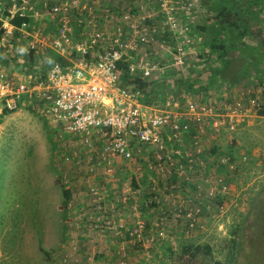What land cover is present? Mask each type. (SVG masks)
Segmentation results:
<instances>
[{
	"label": "rangeland",
	"instance_id": "obj_1",
	"mask_svg": "<svg viewBox=\"0 0 264 264\" xmlns=\"http://www.w3.org/2000/svg\"><path fill=\"white\" fill-rule=\"evenodd\" d=\"M53 1L0 0L2 22L9 18L6 13L13 3L24 7L31 17V35L19 30L4 39L0 35V47L5 49L0 60L11 74L26 71L38 77L50 66V49L40 45L32 48L30 42L36 33L38 38L56 35L58 19L50 9ZM80 1L93 5L103 31L116 30L124 12H133L138 20L142 15L155 17V40L143 45L138 54L140 58L146 53L155 66L153 78L167 70L185 76L203 66L201 54L208 52V33L194 30L200 24L212 26L216 0H207V4L204 0V6L203 0H168L166 11L160 9L158 0ZM85 17L78 9L71 12L74 39L81 38L83 30H94L85 23L83 28L79 25ZM256 17L264 24V3ZM163 38L167 46L162 47ZM225 83L197 95L222 102L239 98L237 92L244 90L240 96L256 97L259 105L238 118L233 133L217 137L209 145L218 147L210 157L215 173L220 167L216 161L222 156L235 160L236 167L223 171L229 189L222 198L216 200L202 191V203L196 196L201 191L191 187L195 189L204 179L212 183L215 176L211 173L194 176L189 186L177 174L158 171L151 147L138 145L132 159L107 162L90 158V150L77 137L87 154L85 160L77 150L80 146L70 145L71 134H60L38 101L0 113V264H56L63 256L67 264H264V127L256 125L257 116L264 112V86ZM171 98L175 97L170 95L166 100ZM251 119L255 122L250 123ZM74 165L87 168L92 177L104 176L106 181L118 168L138 169L144 174L121 177L115 173L123 184L112 204L105 181L67 174V168ZM151 170L156 174L150 177ZM135 181L145 186L137 189V194L130 190ZM65 189L70 190L68 198ZM189 211L194 213V226L188 220ZM140 224L142 235L136 240L129 235V228ZM196 245H210V254L201 251L193 255ZM186 247H191L189 252L184 251Z\"/></svg>",
	"mask_w": 264,
	"mask_h": 264
},
{
	"label": "built area",
	"instance_id": "obj_2",
	"mask_svg": "<svg viewBox=\"0 0 264 264\" xmlns=\"http://www.w3.org/2000/svg\"><path fill=\"white\" fill-rule=\"evenodd\" d=\"M158 1L160 9L166 11L168 0ZM50 9L58 19L56 35L38 38L36 33L30 46L50 49L68 63L56 60L44 74L33 77L26 71L11 74L0 60V113L14 112L26 102L38 101L51 122L57 124V131L70 133L72 139L80 138L90 150V158L107 162L132 159L136 146H148L156 154L158 171L177 174L189 186L188 181L194 176L207 177L210 173L215 176L210 184L204 179L195 189L191 187L196 192L201 191L196 195L200 203L204 202L202 191H207L213 198L227 192L229 183L223 171H233L236 162L229 156H222L216 161L220 167L215 173V163L206 150L215 138L233 133L238 118L256 110L258 99L251 97L245 101L239 97L223 100L222 104L211 96L187 93L183 99L143 103L139 91L119 86L118 62L128 61L132 72L139 70L146 77L153 76L155 66L150 64L148 55L138 56L143 45H150L155 40L153 32L156 28L145 23L147 15L138 20L133 18V12H124L120 15L123 23L117 25L116 30L103 31L91 4L61 0ZM74 9L86 13L79 22L82 28L83 23L94 28L91 32L83 30V36L77 39L73 38L70 25ZM25 10L13 3L9 13L29 15ZM28 26L29 22H23L17 27L8 18L0 25L2 39L10 37L16 30L29 36L32 33ZM166 43L163 38L160 45L167 46ZM198 213L199 209L195 214ZM187 217L194 226V213L189 211ZM142 230V224L136 225L129 228V235L137 240ZM56 264H67V257L63 256Z\"/></svg>",
	"mask_w": 264,
	"mask_h": 264
},
{
	"label": "trees",
	"instance_id": "obj_3",
	"mask_svg": "<svg viewBox=\"0 0 264 264\" xmlns=\"http://www.w3.org/2000/svg\"><path fill=\"white\" fill-rule=\"evenodd\" d=\"M61 0H54L53 5H58ZM214 5L217 11L213 16L211 27L196 25V31H203L206 34V45L208 52L201 54L203 58L202 67L196 68L193 72L183 76L176 71H164L159 77H146L142 71L132 72L128 61L118 62L121 76L118 81L119 86L129 91H139L142 95V102L146 104H156V101L165 103L168 96L181 98L191 93L208 94L209 91L218 88L222 82L226 85L235 86L244 79L253 82H264V24L257 20L256 15L264 0H216ZM207 4V0H205ZM204 6V0H203ZM9 16L12 24L20 27L23 22H29V15L15 14ZM155 17H147L145 23L154 26ZM2 20H0V25ZM18 33V31H16ZM174 35V31L170 30ZM3 30L0 29V35ZM154 37L156 31L153 32ZM175 36V35H174ZM165 39V38H164ZM5 49L0 47V55ZM50 51V61H60L67 64L68 61L61 57H56ZM33 51L30 61H33ZM215 62V63H214ZM253 71V72H252ZM252 73V74H251ZM224 85V83H223ZM222 85V86H223ZM247 101L248 97H243ZM4 113H9L5 111ZM233 160V159H232ZM235 161V160H234ZM236 162V161H235ZM158 163V160H157ZM165 173H169L167 170ZM172 174V173H170ZM138 183V182H137ZM135 181V184H137ZM66 198L70 195V190L65 189ZM222 196L215 198L219 200ZM156 205L155 202H153ZM191 247H186L185 252H189ZM210 254V245H196L193 255L198 252ZM215 264H223L216 261Z\"/></svg>",
	"mask_w": 264,
	"mask_h": 264
},
{
	"label": "crops",
	"instance_id": "obj_4",
	"mask_svg": "<svg viewBox=\"0 0 264 264\" xmlns=\"http://www.w3.org/2000/svg\"><path fill=\"white\" fill-rule=\"evenodd\" d=\"M239 85V87H242V86H252V87H259V86H261V87H263L264 86V82L262 83V82H251V81H249V80H246V79H244L241 83H239L238 84ZM236 86V85H235ZM261 90V89H260ZM244 90H240L239 92H237L238 93V95H239V97H241L240 95H241V93L243 92ZM258 118H259V120H258V122L256 123V125H258V128L260 127V128H263L264 127V112L263 111H261L260 112V114L257 116ZM255 121H253L252 119H251V122L250 123H254ZM71 140L73 141V143H70V145L71 144H75L76 146H80V147H78L77 148V150L85 157V160H86V152H84L83 151V145L81 144L80 145V142H79V140L76 138V140H74V139H72L71 138ZM215 145L213 144L212 145V147H210L209 149H207L206 150V152L207 153H215V150H217V148L218 147H214ZM73 147V146H72ZM214 147V148H213ZM213 148V149H212ZM212 149V150H211ZM211 150V151H210ZM65 160H67L66 158H65ZM66 165V164H65ZM67 174L68 175H71L72 177H75V176H78L79 177V179L80 178H83L84 176H90L91 177V179L93 180V181H96L97 180V182H104L105 181V184H107V186L105 185V188L107 189H105L104 187V189L106 190V191H108V194L110 195V196H112V198H111V202L112 201H114L115 199H117L118 198V193L121 191V187H122V184L123 183H121V181L118 179V178H116V176L118 175V174H120L121 175V177L123 176V177H126V176H132L131 174L134 172L135 174L136 173H138V174H140V176L141 175H143L142 174V171H140V170H138V169H135L134 171H132L130 168L129 169H125V168H118V169H116V171H115V173H117V175H115V173H114V175H113V177L112 178H108L107 179V181H106V177H104V176H102L101 178H98L97 176H95V177H92V176H94L93 175V173H89V171H88V169L87 168H80L79 166H78V168L76 167V165H74V166H72V167H68L67 168ZM151 173L149 174L150 175V177L153 175V174H156V172H154L153 170H151L150 171ZM129 173H131V174H129ZM133 173V174H134ZM127 179V178H126ZM142 181H144L145 179H141ZM89 181H90V179H89ZM79 182H82L81 180H79ZM104 185V184H103ZM140 188L141 189H143V188H145V186L144 187H142V183H137L136 184V186H134V185H131L130 186V190H133V192L135 193V194H137V192L138 191H140ZM137 189H138V191H137ZM123 191H126V189H123ZM84 193V192H83ZM81 197H78L77 199H76V202L78 203V204H80L81 202H80V199ZM130 198V197H129ZM86 204V201H83V205H85ZM112 204H113V202H112ZM83 205H81V206H83Z\"/></svg>",
	"mask_w": 264,
	"mask_h": 264
}]
</instances>
